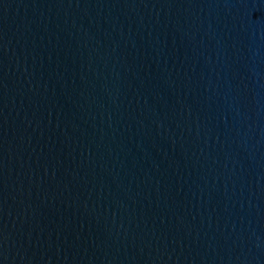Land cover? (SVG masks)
I'll list each match as a JSON object with an SVG mask.
<instances>
[{"label": "water", "instance_id": "obj_1", "mask_svg": "<svg viewBox=\"0 0 264 264\" xmlns=\"http://www.w3.org/2000/svg\"><path fill=\"white\" fill-rule=\"evenodd\" d=\"M0 264H264V0H0Z\"/></svg>", "mask_w": 264, "mask_h": 264}]
</instances>
